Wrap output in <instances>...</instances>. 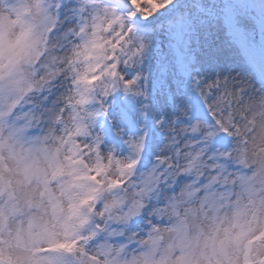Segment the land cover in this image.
Returning <instances> with one entry per match:
<instances>
[{
    "label": "snow or ice",
    "instance_id": "6c2138e0",
    "mask_svg": "<svg viewBox=\"0 0 264 264\" xmlns=\"http://www.w3.org/2000/svg\"><path fill=\"white\" fill-rule=\"evenodd\" d=\"M0 264H264V0H0Z\"/></svg>",
    "mask_w": 264,
    "mask_h": 264
}]
</instances>
